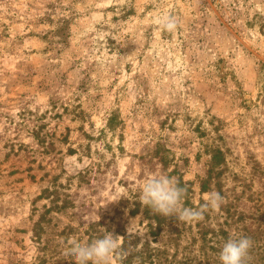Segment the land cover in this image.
<instances>
[{"label": "rangeland", "instance_id": "1", "mask_svg": "<svg viewBox=\"0 0 264 264\" xmlns=\"http://www.w3.org/2000/svg\"><path fill=\"white\" fill-rule=\"evenodd\" d=\"M159 174L184 207L224 197L164 222L163 264L245 229L264 264V0H0V264H75L69 239L131 222L151 239L139 196Z\"/></svg>", "mask_w": 264, "mask_h": 264}, {"label": "clouds", "instance_id": "2", "mask_svg": "<svg viewBox=\"0 0 264 264\" xmlns=\"http://www.w3.org/2000/svg\"><path fill=\"white\" fill-rule=\"evenodd\" d=\"M153 24L172 33L179 27V21L171 15L154 18ZM186 189L179 186L178 181L166 174L150 175L143 183L139 196L140 202L151 208L155 213L163 216H173L182 222H194L204 219V213L211 210L219 211L224 203V197L217 191L205 195V202L198 208L183 206ZM129 236L141 235L135 230L131 222L128 229ZM124 237L106 231L102 238L94 239L91 243H81L76 239H69L67 255L75 260V264H122L125 258L122 249ZM253 241L249 237L229 238L219 253L221 264H249L250 249Z\"/></svg>", "mask_w": 264, "mask_h": 264}, {"label": "trees", "instance_id": "3", "mask_svg": "<svg viewBox=\"0 0 264 264\" xmlns=\"http://www.w3.org/2000/svg\"><path fill=\"white\" fill-rule=\"evenodd\" d=\"M179 186L183 187V180L179 181ZM184 188V187H183ZM133 213L137 211H132ZM144 218L146 219L145 221V226L147 228L146 232L151 236V239L145 238L143 241L139 243V240H141L139 235L136 236H129L128 233L124 232L122 236L124 237L123 242H122V249L124 252L125 258L122 261V264H163L164 260L162 259L163 253H165V249L160 246V245H153L155 241H157V236L160 235V230L162 229V225L164 224L165 221H174L176 219L175 215L173 216H163L161 214L155 213L151 210V208L145 206L144 209ZM253 217V216H251ZM257 226H260V223L258 222ZM245 229V228H244ZM205 230V229H204ZM203 230V238L206 239V233L207 231ZM219 231H210V235L213 237L216 236L218 233L225 237L227 232L225 229H218ZM246 233L245 235H242L243 237H249L251 240L254 242L253 245H255V240L258 239L257 233L258 229L249 232L248 229H245ZM175 232L178 233V231L175 230ZM249 232V234H248ZM37 236L38 233L36 234ZM216 242V241H215ZM218 243V241H217ZM218 244H215L211 242L207 247L209 250H204V254L206 255V260L204 264H221V261L219 259H216L214 257V254L212 253L214 250L216 251H221L222 246L220 245L219 248ZM253 246L250 249L251 251L253 250ZM217 255V254H216ZM264 256V255H262ZM217 257V256H216ZM193 260H197V258H194ZM190 262L192 261V258L189 260ZM200 262H196V264H199Z\"/></svg>", "mask_w": 264, "mask_h": 264}]
</instances>
